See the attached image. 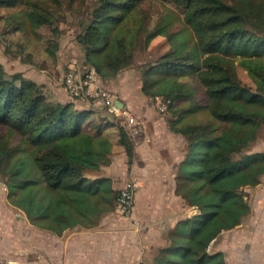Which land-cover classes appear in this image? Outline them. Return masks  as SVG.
<instances>
[{
  "label": "trees",
  "instance_id": "trees-1",
  "mask_svg": "<svg viewBox=\"0 0 264 264\" xmlns=\"http://www.w3.org/2000/svg\"><path fill=\"white\" fill-rule=\"evenodd\" d=\"M17 1L0 0V7ZM144 1L97 0L77 34L85 64L104 78L134 65L144 35L150 40L164 34L159 24L172 27L177 21L170 12L154 18ZM170 1L180 9L182 26L166 27V33L180 38L191 33L200 57L188 49L167 51L142 67L141 91L171 101L162 113L187 141L176 193L198 212L179 220L168 242L141 264H231L211 243L251 213L245 187L258 185L264 175V151H247L264 127V0ZM43 13L27 12L34 31L51 24ZM47 51L57 56V47ZM226 57L238 59L252 84ZM188 77L205 102L197 100ZM203 110L209 120H185ZM0 124L21 139L0 149V176L9 201L32 223L61 235L77 225L94 227L117 207L120 190L102 170L113 162L115 141L127 153L129 169L137 157L123 117L62 102L44 83L22 71L9 73L0 60Z\"/></svg>",
  "mask_w": 264,
  "mask_h": 264
},
{
  "label": "crops",
  "instance_id": "crops-1",
  "mask_svg": "<svg viewBox=\"0 0 264 264\" xmlns=\"http://www.w3.org/2000/svg\"><path fill=\"white\" fill-rule=\"evenodd\" d=\"M22 72L44 83L62 102L109 114L103 104L73 99L62 84L63 75L56 79L32 67ZM102 80L115 103L119 100L116 104L139 121L137 132L131 134L137 157L130 169L127 153L115 141L113 162L102 170L115 190H121L128 180H137L132 211L123 214L116 207L94 227L77 225L59 235L32 223L19 208H0V264H141L168 242V233L179 220L198 212L176 193L177 168L185 156L186 138L170 128L167 114L142 93L140 81L137 89L138 84L131 89L125 69L112 78L102 76ZM121 117L125 120V115ZM245 190L251 213L241 224L224 230L211 248L221 236L232 234L240 254L248 255L249 264H264V175L258 185ZM214 250L224 251L231 263L224 249ZM240 263L236 258L234 264Z\"/></svg>",
  "mask_w": 264,
  "mask_h": 264
},
{
  "label": "rangeland",
  "instance_id": "rangeland-1",
  "mask_svg": "<svg viewBox=\"0 0 264 264\" xmlns=\"http://www.w3.org/2000/svg\"><path fill=\"white\" fill-rule=\"evenodd\" d=\"M96 2L97 0H18L13 6L0 7V58L6 69L9 72L18 70L26 72L32 67L58 79L64 75L72 60H76L74 64H85L84 49L76 40V36L82 32L84 25L88 22ZM143 6L148 12L154 13V18L157 12L163 14L170 12L174 14L177 21L172 27L165 23L159 24L164 34L150 40H146V35L141 38L134 65L125 68V80L131 79L132 90L137 84L136 89L138 88L139 81L142 83V67L156 62L171 49L182 52L188 49L193 52L195 58L200 57L195 37L191 33L185 38L170 37L166 33V27L170 30H178L182 26L180 9L173 1L147 0L143 2ZM33 9L47 13L51 24H44L34 31L27 17V12ZM7 16L10 17L7 19ZM48 46L57 47L56 57L51 56L47 51ZM226 59L237 66L239 76L244 82L252 84L246 70L238 65L237 58L226 57ZM187 79L198 90L197 100L205 102L206 98L196 80L192 77ZM209 118L208 113L203 110L201 113L187 115L185 120L195 122L207 121ZM20 143L19 135L11 132L8 125L0 124V149L6 150L8 146H16ZM247 151H264V127L258 139L251 143ZM5 207H13L19 211L9 201L7 187L0 176V208ZM221 248L227 252L231 264H234L236 258L239 259L240 264H249L248 255L240 254L233 242L232 234L221 236L212 246V250Z\"/></svg>",
  "mask_w": 264,
  "mask_h": 264
},
{
  "label": "built area",
  "instance_id": "built-area-1",
  "mask_svg": "<svg viewBox=\"0 0 264 264\" xmlns=\"http://www.w3.org/2000/svg\"><path fill=\"white\" fill-rule=\"evenodd\" d=\"M62 84L73 99L103 104L111 115H125V123L130 134L137 132L139 121L115 103V96L104 85L102 76L94 65H81L78 63L68 65L62 77ZM154 100L160 112H165L171 102L162 96H155ZM137 189V180L131 179L120 190L117 197V208L123 214H129L132 211ZM193 207L198 211L196 206Z\"/></svg>",
  "mask_w": 264,
  "mask_h": 264
},
{
  "label": "water",
  "instance_id": "water-1",
  "mask_svg": "<svg viewBox=\"0 0 264 264\" xmlns=\"http://www.w3.org/2000/svg\"><path fill=\"white\" fill-rule=\"evenodd\" d=\"M119 100H116V103L118 102Z\"/></svg>",
  "mask_w": 264,
  "mask_h": 264
}]
</instances>
